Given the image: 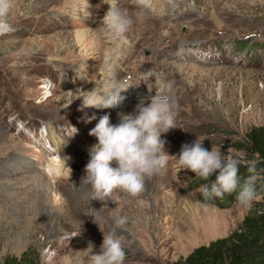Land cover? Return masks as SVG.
Returning a JSON list of instances; mask_svg holds the SVG:
<instances>
[{"label":"rangeland","instance_id":"rangeland-1","mask_svg":"<svg viewBox=\"0 0 264 264\" xmlns=\"http://www.w3.org/2000/svg\"><path fill=\"white\" fill-rule=\"evenodd\" d=\"M90 1L83 12L81 0H15L14 31L0 35V264L26 250L35 264H90L110 231L122 241L124 264H170L264 209L260 174L251 209L237 205L235 192L205 202L199 188L218 171L207 181L187 169L176 173L171 157L202 140L240 161L241 183L249 175L243 168L255 155L248 132L264 134V0H150L147 8L118 0L133 25L117 40L102 27L108 5ZM138 12L149 20L137 25ZM78 28L87 30L80 44ZM117 44L118 64L108 71ZM107 74L125 86L123 102L82 107L80 91L98 88ZM155 94L168 95L176 113L175 127L161 135L167 168L146 178L133 199L119 190L105 201L89 199L82 181L96 142L89 131L100 117L111 122L121 107L147 106ZM50 154L71 174L49 170ZM117 216L127 218L123 228L115 227Z\"/></svg>","mask_w":264,"mask_h":264},{"label":"clouds","instance_id":"clouds-1","mask_svg":"<svg viewBox=\"0 0 264 264\" xmlns=\"http://www.w3.org/2000/svg\"><path fill=\"white\" fill-rule=\"evenodd\" d=\"M103 2L108 5L103 17V27L112 39H120L132 28L133 19L126 9L119 6L118 0ZM135 3L139 8L150 7V0H135ZM14 7L15 0H0V35L14 31L9 20ZM163 87L170 88L171 84L162 86V92ZM103 88V92L96 87L89 92H80L78 96L82 97V107L116 108L125 99L120 95L124 88L118 87L111 75L103 82ZM117 115L118 123L112 124L109 116L104 115L89 131V135L95 137L96 143L89 149L90 158L85 165L82 181L90 186L89 199L92 200L105 201L116 190L128 197H138L144 191L146 178L159 174L168 166L170 156L163 151L165 141L161 139V135L175 127L176 113L170 97L155 94L147 106L141 102L133 113L118 112ZM201 141L183 144L178 157L171 156L176 160V173L187 169L207 181L218 171L214 182L200 186L203 201L223 198L225 194L235 192L237 205L251 209L257 199L255 184L259 158L254 157L245 163L249 175L241 183L240 161L233 155L222 154L219 148L212 147L211 151L205 149ZM67 169L71 174V169ZM195 203L202 204L201 201ZM126 224V217L114 218L116 228H123ZM91 251L90 242L88 254ZM89 259L90 264H124L125 251L115 231L103 234L99 253L89 255Z\"/></svg>","mask_w":264,"mask_h":264},{"label":"trees","instance_id":"trees-1","mask_svg":"<svg viewBox=\"0 0 264 264\" xmlns=\"http://www.w3.org/2000/svg\"><path fill=\"white\" fill-rule=\"evenodd\" d=\"M252 143L251 151L258 157L257 180L264 194V134L260 128H252L247 135ZM247 172V168H243ZM36 256L29 258L28 250L20 257H5L2 264H35ZM170 264H264V209L253 208L230 233L199 245L185 257Z\"/></svg>","mask_w":264,"mask_h":264},{"label":"bare ground","instance_id":"bare-ground-1","mask_svg":"<svg viewBox=\"0 0 264 264\" xmlns=\"http://www.w3.org/2000/svg\"><path fill=\"white\" fill-rule=\"evenodd\" d=\"M80 1V0H79ZM90 3H91V1L90 0H81V2H80V7H79V10H83V12L85 11V9H87L88 8V6L90 5ZM131 4V2L129 3V5ZM131 6H133V5H131ZM86 13H84L83 15H85ZM88 15V14H87ZM80 18V17H79ZM144 17H140V13L138 12V18H137V25H142L143 24V22H147L149 19H143ZM82 19V18H81ZM83 20H84V18H83ZM101 24V23H100ZM98 26V25H97ZM96 26V27H97ZM100 27V26H99ZM103 27V26H102ZM157 26L156 25H154L153 24V28H156ZM99 29V28H98ZM143 30H146V29H143ZM98 31V30H97ZM74 32V34H75V43L76 44H80L81 42H83V41H87L86 39V34H87V30H85V29H77V30H75V31H73ZM95 32V31H94ZM101 32L99 31L98 33H96V37H100V34ZM150 34L151 35H153L154 33H152V32H150ZM153 37V36H152ZM87 46V45H86ZM85 46V47H86ZM117 47H111V50H113L112 52H113V56H111L112 57V65H110V67H107V68H110V69H108V71L110 70V71H112L113 70V66H116L117 67V65H115L116 63H117V54L116 55H114L115 53L114 52H118V51H120L119 50V48H121L118 44L116 45ZM84 47V46H83ZM81 49H83V48H81ZM100 49V48H99ZM106 52V51H105ZM119 55V54H118ZM118 64V63H117ZM113 72V71H112ZM109 74V73H108ZM108 74L107 75H105L104 76V79L106 78V77H108ZM105 80H103L102 82H99V86H98V90L99 91H101V92H103L104 91V88H103V82H104ZM121 88H125V86L124 87H121ZM124 90V89H123ZM81 92V91H80ZM68 93V92H67ZM125 93H126V91H124V92H122V91H120V95L121 96H123V95H125ZM140 93H142V91H135V93L133 94V95H131L132 96V98L133 97H135V98H139L140 97V95H142V94H140ZM61 97H58V99H57V101L59 100H61L64 96H65V94L63 93L62 95H60ZM76 97H77V95H76ZM129 97V96H128ZM69 98H71V97H69V96H67V102L66 103H69V102H72V101H74L73 99H69ZM78 100V99H77ZM138 101H140V100H138ZM129 104V103H128ZM133 106V104H131V105H125V106H123V107H121V110H119V111H117V113L118 112H122V113H125V114H131L132 112H130V109L132 108V109H136L135 107H132ZM95 109V108H94ZM104 109V108H103ZM106 109V108H105ZM117 113L114 115V118H113V121H111V123L112 124H116V123H118V120H119V117H118V115H117ZM178 134V133H177ZM96 143V142H95ZM94 143V144H95ZM93 144V145H94ZM50 155H52V156H50ZM50 155H48V157H47V162H48V169L49 170H58V171H64V169H65V167H64V164H62L61 162H60V160H57L55 157L56 156H53V154H50ZM88 156H89V151H88ZM56 159L57 161H54L53 159ZM63 161V160H62ZM64 163V162H63ZM12 168V167H11ZM133 199V198H132ZM137 210V209H136ZM214 226V225H213ZM209 229H212L213 227H212V225H210L209 227H208ZM214 230H217L216 228L214 229ZM218 230H219V228H218ZM211 232V231H210Z\"/></svg>","mask_w":264,"mask_h":264}]
</instances>
